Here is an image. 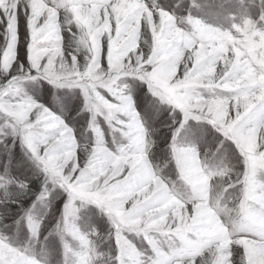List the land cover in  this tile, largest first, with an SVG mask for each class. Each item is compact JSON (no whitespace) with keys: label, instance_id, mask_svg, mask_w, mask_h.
Wrapping results in <instances>:
<instances>
[{"label":"snow or ice","instance_id":"1","mask_svg":"<svg viewBox=\"0 0 264 264\" xmlns=\"http://www.w3.org/2000/svg\"><path fill=\"white\" fill-rule=\"evenodd\" d=\"M0 38V143L18 140L43 176L37 201L56 188L67 194L58 226L79 244L75 252L63 244L70 264H264V0H0ZM129 77L180 117L169 140L175 180L148 158L156 132L122 96ZM39 80L79 90L76 115L88 113L91 144L82 147L68 119L21 94L24 82ZM98 118L127 143L111 150ZM190 121L211 126L223 138L218 148L233 145L242 169L210 168L197 148L178 147L182 130L201 135ZM27 189L0 175V207L20 205L16 194ZM86 205L109 219L114 252L99 250V232L76 225ZM6 217L0 212V264H42L30 244L5 234ZM43 223L25 217L30 240L40 241Z\"/></svg>","mask_w":264,"mask_h":264},{"label":"rangeland","instance_id":"2","mask_svg":"<svg viewBox=\"0 0 264 264\" xmlns=\"http://www.w3.org/2000/svg\"><path fill=\"white\" fill-rule=\"evenodd\" d=\"M175 2L176 0H158L161 6L166 7H171ZM184 2L187 3V0ZM256 3L258 4L259 0H256ZM229 10H231V6ZM176 12L182 14V9H176ZM258 14L259 8H253L251 11L253 18H256ZM0 42H2V38H0ZM26 43L27 30L22 18L18 51L19 58L25 66H27ZM64 44L69 49L75 45V41L67 31L64 32ZM123 85H127V87L125 88ZM121 87L123 98L134 103L135 111L139 113V119L143 121L145 128L156 132L153 137L155 146L149 152L150 162L160 170L163 177L175 180L177 171L172 161L169 140L171 138L170 128L173 127L172 121L174 118H180L178 113H173L169 106L156 101L149 93L147 86L138 80L134 81L130 77L123 78ZM21 94L49 106L57 115L68 119L71 126L77 129V137L82 147L91 144L95 139L92 131H85L89 126L88 113L81 112L80 116L76 115V112L82 107V97L78 89H58L44 80L27 81L24 82ZM97 124L101 129V138L111 150H116L120 145L127 143L126 137L113 131L112 127L102 118H98ZM192 126L198 127L201 135L193 139L186 134V131L182 130L176 141L178 147L197 148L202 160L210 168L227 166L235 171L242 169L241 157L233 145L225 142L223 147L218 148V144L223 138L211 126L190 121L187 127ZM10 145L11 147H9ZM80 156L82 159L84 158L82 151ZM0 175L15 177L20 182L28 183L27 191L16 194V198L21 202L20 205L10 204L6 208L0 207V212L7 213L5 223L8 228L3 229L5 234L12 239L14 244H30L42 264H70L74 257L66 253L63 244L68 242L74 252L79 248V244L71 237L62 234L58 226L67 194L56 188L50 195L44 193L46 199L36 200L43 190V176L29 160L20 142L17 140L13 144L12 137H8L3 143H0ZM49 187L51 186L49 185ZM13 191H16L15 188ZM34 201L36 203L33 206ZM28 215H31L34 220L43 219L44 221L40 230L39 242L29 238L28 228L25 224V217ZM75 223L82 232L88 233L95 230L100 233L97 244L101 252H114V241L109 238L110 221L99 208L94 205L83 206L75 218ZM62 235H64L63 240L61 239ZM135 242L138 246L142 245L141 240Z\"/></svg>","mask_w":264,"mask_h":264},{"label":"clouds","instance_id":"3","mask_svg":"<svg viewBox=\"0 0 264 264\" xmlns=\"http://www.w3.org/2000/svg\"><path fill=\"white\" fill-rule=\"evenodd\" d=\"M222 183H223V179L221 178L219 181H217V185L219 186V185H222Z\"/></svg>","mask_w":264,"mask_h":264}]
</instances>
